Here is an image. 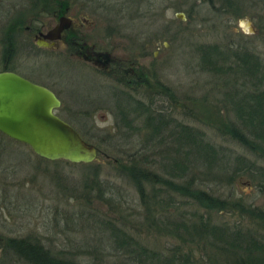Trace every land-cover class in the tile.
Masks as SVG:
<instances>
[{
  "label": "rangeland",
  "instance_id": "rangeland-1",
  "mask_svg": "<svg viewBox=\"0 0 264 264\" xmlns=\"http://www.w3.org/2000/svg\"><path fill=\"white\" fill-rule=\"evenodd\" d=\"M33 1L0 0V70L5 65L17 67L25 74L40 76L41 80L50 74L52 79L46 80L51 81L62 100L56 110L58 116L84 132L100 155L92 163L50 161L35 154L31 146L0 133V241L26 235L83 264H144L143 256L125 252V247L114 241L109 232L112 224L165 256L174 246L184 244L181 252L189 255L192 264H225L227 258L220 256L216 247L206 246L205 242L198 244L188 237L184 228L179 230L178 238L179 235L159 232V224L144 221L146 212L135 184L125 169L114 163L117 158L126 164V154L137 155L138 160H148L154 165L148 163L150 169L164 173L166 169L162 166L177 156L173 140L164 138L161 145L148 140L149 129L143 125L144 118L137 119L136 109L130 106H115L121 98L102 84H93L92 68L82 66L77 58H67L59 50L38 49L25 29L12 34V43L8 44L6 37L11 31L8 25L19 14L22 25L34 20V16L42 22L54 20ZM84 2L85 7L77 10L94 22L93 35L103 38L111 34L124 41L116 43L115 53L141 51L142 42L138 44L129 38L144 34L142 38H147L150 54V84L161 82L160 85H167L174 93V97L161 95L155 99L154 106L161 107V112L175 122L201 129L206 140L219 148L218 154L210 159L199 157L191 150L185 156L181 151L180 157L187 168L183 179L192 180L194 186L215 196L239 199L246 208H264V177L256 173L264 170V152L259 148L255 153L250 151L225 130L236 121L234 101L249 89L250 83L239 73L229 76L209 72L201 67L198 57V47L205 44H218L222 48L241 45L259 55L264 65V0ZM182 12L183 17H178ZM246 17L256 28L253 34L244 33L240 27L241 19ZM21 22L16 25L15 21L14 25L18 27ZM156 85H152L149 96L158 92ZM123 109L131 119L132 128L126 127L120 118ZM247 166L253 169L249 171ZM95 178L107 185L102 196L98 194ZM172 198L176 202L171 208L179 212L164 218L169 225L180 218L189 228L196 222L192 215L195 211L210 218L211 225L237 226L264 238V228L236 207L217 211L199 206L182 195L175 194ZM0 264L30 263L0 246Z\"/></svg>",
  "mask_w": 264,
  "mask_h": 264
},
{
  "label": "trees",
  "instance_id": "trees-1",
  "mask_svg": "<svg viewBox=\"0 0 264 264\" xmlns=\"http://www.w3.org/2000/svg\"><path fill=\"white\" fill-rule=\"evenodd\" d=\"M55 2L60 3L62 0H34L33 4L36 6L40 4L43 11L49 12L55 8L53 6ZM18 16L14 17L13 22L8 25L7 29L11 30L6 37V40L9 42L8 44L12 43V34L22 25V18L18 19ZM15 21L16 25L19 21L21 22L18 27L14 25ZM198 51L199 62H201V67L205 68V70L207 69L209 72L216 74L225 73L229 76H235L239 73L240 77L248 84L250 83L249 89L245 90V93H241L236 101H234L236 103L234 108L236 109V121H232L231 126L229 128L226 127L225 130L228 134H231L234 140L248 147L250 151H254L255 153L256 149L259 148L263 153L264 89L262 86L264 84V65L261 63L262 60L259 55H255L249 48L241 45L222 48L218 44H205V46H199ZM160 84H151L153 86L156 85L160 91H156L151 96L149 102L144 105H131L132 103L127 102L126 99L115 105L120 107L125 106L126 108L130 106L134 110L136 109L134 111L135 117L137 119L144 118L143 125L149 129L148 140L159 145L165 140L164 138H168L170 141L173 140L171 143H173L175 148L174 153L177 155L162 166L163 169H166L165 174L161 171L150 169L147 166L150 162L148 160L146 162L138 160L137 155L126 154L124 158L128 161L126 164H123L120 159L115 158L114 163L125 169V173L135 184L134 188L136 192H139L140 202L146 212L144 221L147 219L150 220V225H161L160 227L157 225L159 232L162 231V233L164 232L174 237H177L176 235L181 233L179 230L184 228V232L189 234L188 237L192 240L195 239L199 242L198 244L205 242L206 246L216 247L217 253L227 258L225 264H264V238L255 236L248 229L244 230L237 226L231 228L226 227V225H211L210 218L202 217V215L196 214L195 211H193L192 215L196 218V222H193L189 228L187 222L180 218L177 220L179 222L172 223L171 225L164 222L166 216L179 212L177 209L171 208L176 202L172 198L175 194L188 197L199 206L203 205L206 209L227 211L236 207L239 210L245 211L250 218H253L263 228L264 208L257 206L246 208V206L241 205L239 199L235 198L231 200L215 196L213 193H208L204 188L194 186L192 180L183 179L187 168L180 157L181 151L184 152L185 156L191 150V153L199 157L210 159L212 156L214 157L218 154L219 148L206 140L207 138L203 136L201 129L197 130L189 124L185 125L179 123V121L175 122V119L161 112V107L154 106L155 99H159L162 97L161 95L174 97V93L170 90V87ZM119 115L123 119V124L126 127L128 126V128H132L131 119L128 118L126 110H121ZM80 133L82 137L89 141L85 137L84 132ZM162 134L165 137L161 138ZM161 152H158L159 156ZM150 165L152 164L150 163ZM158 165L161 168V163H158ZM247 167L249 171L253 169L251 168L252 166ZM256 173L264 177V170H258ZM95 181L98 185V194L102 196L107 185L100 183L97 179ZM148 187H150V190ZM155 187L158 189L157 191H155ZM178 215L180 216V214ZM109 232L114 241L121 243L120 245L125 247V252H133L140 257L143 256L144 264H192L189 259L190 257H188L189 255L181 252L184 244L174 246L169 255L165 256V254L157 252L158 250L149 249L137 237L131 233H127L120 227L111 224ZM0 246L3 247V250L12 251L18 259L28 261L30 264H83L70 258L68 255L66 256L63 252L56 253L47 246H43L37 238H31L26 235L23 237H6L5 240L0 241Z\"/></svg>",
  "mask_w": 264,
  "mask_h": 264
},
{
  "label": "flooded vegetation",
  "instance_id": "flooded-vegetation-1",
  "mask_svg": "<svg viewBox=\"0 0 264 264\" xmlns=\"http://www.w3.org/2000/svg\"><path fill=\"white\" fill-rule=\"evenodd\" d=\"M80 1L83 3L80 4L75 0L55 2V5H53L55 8L49 12L42 11L51 14L54 20L42 22L36 16L33 17L34 20H30L28 23L24 22V25L17 28L15 32L25 29L27 35L35 40L34 45L38 49L59 50V53L67 58H77L82 66L91 67L93 84H102L111 89L110 92L121 98L119 103L123 99L132 103L131 105L141 106L148 103L151 99L148 94L152 85L148 75L151 66L148 58L150 54L147 51V38H142L144 34L137 37L131 35L129 39L135 40L138 44L142 42L141 51L135 54H125L123 51L115 53L114 50L118 47L116 43H124V41L118 40L116 36L111 34L103 38L93 35L96 31L94 30V22L88 20L85 15L77 10L86 5L84 0ZM74 4L78 5L75 6ZM107 39L109 43L105 42ZM37 41L46 42V44L40 46ZM5 70L17 72L19 76L29 79V81L50 88L61 100L59 93L53 89L51 81L46 80L48 78L52 79L50 74H46V79L41 80L40 76L35 77L29 73L25 74L19 71L17 67L5 65L0 71Z\"/></svg>",
  "mask_w": 264,
  "mask_h": 264
},
{
  "label": "water",
  "instance_id": "water-1",
  "mask_svg": "<svg viewBox=\"0 0 264 264\" xmlns=\"http://www.w3.org/2000/svg\"><path fill=\"white\" fill-rule=\"evenodd\" d=\"M183 17V12L177 14ZM244 33L253 34L249 17L241 19ZM38 45L46 42L37 41ZM62 100L50 88L25 79L16 72L0 71V132L21 141L40 157L70 163H92L100 155L72 123L58 116Z\"/></svg>",
  "mask_w": 264,
  "mask_h": 264
}]
</instances>
